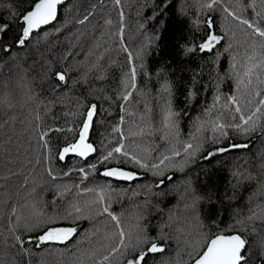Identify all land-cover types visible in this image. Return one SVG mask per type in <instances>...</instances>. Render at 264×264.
Instances as JSON below:
<instances>
[{
    "label": "trees",
    "instance_id": "obj_1",
    "mask_svg": "<svg viewBox=\"0 0 264 264\" xmlns=\"http://www.w3.org/2000/svg\"><path fill=\"white\" fill-rule=\"evenodd\" d=\"M32 2L0 0V25L9 26L0 34V264H93L88 256L104 243L102 237L112 231V225L96 216L97 206L85 208L94 199L93 193L80 194L85 186L115 189L112 210L121 215L127 231L135 232L139 217L145 218L142 223L148 225L152 237L158 236L161 225L171 224L164 228L169 237L165 252L148 258V264H184L191 250L188 244L198 247L201 242L200 224L203 231L213 234L228 231L237 220L244 224L232 231L246 230L250 264H264V221L246 219L253 209L260 211L257 205H264V135L258 131L245 137L229 129L232 143H249L250 147L204 159L207 152L229 143L222 140L213 145L205 139L212 136L208 122L220 112L228 114L223 108L225 97H240L245 115L259 99L254 94L243 97L230 77L243 71L248 56L254 55L259 62L264 40L224 9L264 28V0H219L211 10L205 7L211 0H120L119 4L115 0H67L59 7L56 20L34 31L19 46L21 14ZM209 20L214 21L212 31L223 39L211 52H201L198 45L205 39ZM188 47L197 50L187 53ZM128 53L133 57L131 65ZM131 66L138 70L137 88L128 89L134 96L122 111L120 105L125 102L118 96ZM56 72L65 73L66 80L58 81ZM165 83L171 86L172 108L179 113V137L168 144L159 133L133 136L148 124L161 126L169 99L162 92ZM259 87L264 90V85ZM218 94L221 99L210 116L206 109ZM247 98L252 99L251 107L245 106ZM91 104L97 105V114L89 141L99 151L87 160L72 154L59 160L58 151L73 140ZM145 106L151 111L146 112ZM198 126L204 129L200 133ZM114 127H120L127 137L122 141L126 150L146 162H158L161 154H170L173 144L181 149L184 142L203 141V147L182 170L169 168L165 177L127 164L142 178L116 181L101 175L104 166L98 163L109 142L115 144L120 136ZM58 128L64 131H49ZM43 132H48L47 148L42 147ZM183 158L181 150L176 160ZM92 164H97L96 170ZM81 167L88 173L87 180L79 172ZM49 169L56 179L48 174ZM237 172L242 175H234ZM160 179H165L166 187H155ZM146 184L159 193L149 198L150 203H144L143 195L120 198L121 189L127 188L131 195ZM194 199L195 208L191 207ZM74 204L85 208L84 215L92 219H65L69 211L74 212ZM51 226L76 227L77 233L63 243L40 242L38 237ZM96 229L100 232L93 235ZM16 235L23 246L15 242ZM102 254L106 252L100 248L96 258ZM133 254L129 250L127 258ZM110 264H121L119 254Z\"/></svg>",
    "mask_w": 264,
    "mask_h": 264
},
{
    "label": "snow or ice",
    "instance_id": "obj_2",
    "mask_svg": "<svg viewBox=\"0 0 264 264\" xmlns=\"http://www.w3.org/2000/svg\"><path fill=\"white\" fill-rule=\"evenodd\" d=\"M64 0H33L32 5L29 10L21 14V32L20 36L17 38V44L19 46L25 45V42L34 33V31L39 30L42 26L50 24L52 21L57 19L58 6L63 4ZM119 4L120 0H115ZM219 0H211V3H207L205 7L209 10L213 8V5L217 4ZM228 15L232 16L234 19L238 20L241 24L246 25L252 30V34L260 37L264 40V28L260 27L258 24L250 23L247 19H241L236 16L234 12H230L227 8L224 9ZM261 15V13H257ZM88 17L85 16V20ZM110 23V21H109ZM214 26V21H207V30L205 34V39L198 45V50L201 52H211L216 45L220 44L223 39L222 36L215 34L212 31ZM8 25H0V34L8 30ZM2 38V37H0ZM261 49H264V43L260 45ZM127 51V48H123ZM197 49L193 47H188L186 49L187 53H193ZM9 51V49H5ZM248 61L246 65L243 66L242 72H234L230 77L235 80V90L237 92H242L243 97H251L253 94L257 99L256 105L252 108L250 114L245 115V107L241 106L240 97L235 94H230L225 97L227 101L223 108L227 110V115L224 112H220L215 115L208 123L210 125V130L212 132L211 137H205L208 143L213 145H218L222 140H229V143L223 147H216L212 151L207 152L204 159L209 160L217 154H222L225 152L232 151L234 149H247L250 147L249 143H232L229 136V129L235 135H242L245 137H250L255 132H260L264 135V90L260 89V85H264V77L261 73H264V55L261 56L259 62L256 61L254 55L248 56ZM128 61L131 65L133 63V57L131 53H128ZM233 69L236 65H232ZM137 75L138 70L136 66H131L128 73L125 74L124 79L121 81L124 91L119 94L118 99L125 102L120 105L121 110H126V104L129 102L133 96L134 91H129L128 89L135 90L137 88ZM55 77L58 81H65L66 76L63 72H56ZM255 82V83H254ZM162 92L169 97L165 103V108L163 110V117L161 120V126L155 128L152 124H148L145 127H140L139 132L133 133V136H143L145 134L152 136L159 133V138L162 141L171 144L172 140L179 137V126L177 117L179 113L175 112L172 108L171 99L172 91L171 86L167 83L164 84ZM163 98V97H162ZM221 96L218 94L214 97V102L211 108L206 109V112L211 116L213 108L219 103ZM246 107L252 106V99L247 98L245 101ZM145 111H151L145 106ZM97 114V105L91 104L87 110L82 114L84 119L81 121L78 131L75 132V136L72 141L67 142L57 153L58 159L63 161L66 156L70 154L75 155L83 160H87L89 156L97 153L99 150L89 142L90 131L93 127L94 117ZM134 115V113H131ZM39 119V117H37ZM143 121V117H141ZM120 122H124V116L120 117ZM135 123V121H134ZM139 127V125H138ZM203 126H198L197 133L202 132ZM49 131H64V129H49ZM68 131H73V129H68ZM113 132L120 133L119 138L116 140L115 144L109 142L110 146H107V150L100 154L98 157V163L104 166V170L101 173L104 177L113 178L116 181H127L132 182L142 177L138 172L132 171L125 167L127 164H133L138 169H142L145 172H150L154 177H165V173L169 168H180L188 163L189 159L194 157L198 152L202 150L203 141L201 143L193 144L191 142H184L182 148L178 149L174 144L170 148V154H161L158 157V162H146L141 157L137 156L134 151L126 150L125 144L122 142L127 139L123 135L120 127H114ZM48 136V132H43L40 139L44 141L42 147H48V141L45 139ZM196 135H192V139H196ZM181 150L183 152L184 158L177 162L176 157L181 156ZM110 162H114V166H108ZM91 168L96 170L97 164H92ZM79 172L83 174V179H88V173L85 168H79ZM48 174L56 179L52 175L51 170H48ZM67 174V173H66ZM234 175H242L237 172ZM250 178V177H249ZM168 181H172V176H166ZM166 187L165 179H160L156 184V188ZM87 193H93L94 199L88 203L86 202L85 208H91L93 205L97 206L95 209V214L97 217H105L107 220L111 221L112 231L105 232L102 237L104 243H100L99 247L94 250L88 259L93 261V264H110L111 259L116 254H119L121 259V264H148V258L155 257L157 254L164 253L166 250V245L168 243L169 237L164 232L165 227H171L170 223H166L160 226V232L158 236L152 237L148 234V225L142 223L145 219L144 217H139L135 225V232L127 231L125 225L122 223L121 215L116 214L112 210L113 196L115 189L100 187L98 189L85 188L80 193L85 195ZM143 195L146 199L145 204L150 203V197L152 195H159V193H153L151 185H142L139 189H134L129 195L128 189H121L120 198L121 199H131L132 197H138ZM195 199L191 207L195 208ZM74 209L69 211L65 219L68 216H74L75 220L83 218L91 220L90 215H84L85 208L78 205L71 206ZM260 209L257 212L255 209L251 211L246 219L249 222L255 220L264 221V205H257ZM169 217V221H171ZM244 220H237L235 225H230L228 231H218L213 234H208L203 231V224L198 227L201 230L200 235L202 237L199 246L188 244V248L191 250L187 251V259L184 264H250L252 259V253L250 250L249 242L244 235L246 230L232 231L237 225L242 226ZM179 230V229H178ZM255 232L256 229L253 228ZM100 229H96L93 233H99ZM77 233V228L68 227H57L51 226L45 228L42 235L38 237L40 242L45 241H58L65 242L71 239ZM14 240L17 244L23 246L24 241L19 235L14 236ZM112 241V243H107ZM160 241H163L161 243ZM99 243V242H98ZM114 244V246H113ZM100 248L105 249L106 254H102L100 258H96L97 252ZM264 248V245H262ZM131 250V258H127ZM264 256V251L261 252ZM179 256V253H177ZM83 264V261L80 262ZM179 264V262H177Z\"/></svg>",
    "mask_w": 264,
    "mask_h": 264
},
{
    "label": "water",
    "instance_id": "obj_3",
    "mask_svg": "<svg viewBox=\"0 0 264 264\" xmlns=\"http://www.w3.org/2000/svg\"><path fill=\"white\" fill-rule=\"evenodd\" d=\"M66 1H67V0H64L63 4H64ZM61 5H62V4H61ZM61 5H60V6H61ZM60 6H58V12H59V7H60ZM29 9H30V8H29ZM29 9H28V10H29ZM57 16H58V15H57ZM52 22H53V21H52ZM52 22H51V23H52ZM42 27H43V26H42ZM89 142H90V141H89ZM103 170H104V169H103ZM103 170H102V172H103ZM130 170H131V169H130ZM132 171H133V170H132ZM139 175H140V174H139ZM140 176H141V175H140ZM60 227H68V226H60Z\"/></svg>",
    "mask_w": 264,
    "mask_h": 264
}]
</instances>
